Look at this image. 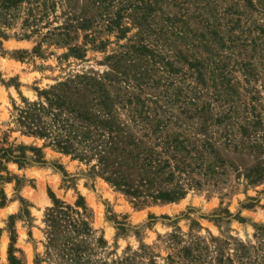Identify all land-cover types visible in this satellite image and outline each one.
Returning a JSON list of instances; mask_svg holds the SVG:
<instances>
[{"label":"rangeland","instance_id":"rangeland-1","mask_svg":"<svg viewBox=\"0 0 264 264\" xmlns=\"http://www.w3.org/2000/svg\"><path fill=\"white\" fill-rule=\"evenodd\" d=\"M89 1L21 0L8 8L0 6V139L38 146L43 158L32 160L33 151L27 149L31 157L27 162L5 161L6 167L0 169L8 176L0 178V264H10L11 245L14 264H68L58 241L49 242L46 213L53 205L49 190L69 204L83 196L84 218L90 226L85 243L92 258L109 264L127 256L140 264H264V179L249 182L243 175L253 163L251 155L213 142L232 165L218 186L191 187L171 201L139 200L91 172L84 161L23 133L16 121L17 108L38 99L40 90L77 72L97 75L109 70L108 56L138 43L140 36L150 47L158 44L160 53L162 40L166 53L181 50L201 59L215 50V56L227 54L231 49L218 48L209 29L215 25L226 37L243 9L242 19L234 23L237 32L251 21L264 22L263 1L253 0L252 6L245 0H189L183 16L179 0H157L149 26L141 28L131 7L120 10L128 2L112 0L110 15L114 18L113 13L121 11L118 24L123 33L117 26L108 27L98 7L85 9ZM80 16L91 17L94 24L87 29L69 25ZM169 17L174 19V33L162 34L161 24ZM73 46L82 49L81 57L70 52ZM154 94L149 86L142 92ZM149 104L161 112L165 100L159 95ZM184 122L172 121L169 128L180 129Z\"/></svg>","mask_w":264,"mask_h":264},{"label":"trees","instance_id":"trees-1","mask_svg":"<svg viewBox=\"0 0 264 264\" xmlns=\"http://www.w3.org/2000/svg\"><path fill=\"white\" fill-rule=\"evenodd\" d=\"M19 1L0 0V6L8 8ZM111 1L90 0L85 9L98 7L100 16L107 17L108 27L117 26L120 33L125 31L118 24L121 9L131 7L133 20L142 28L149 24L157 5V0H119L128 3L120 6L113 18ZM188 1L179 0L183 16ZM247 4L253 6L254 2L245 0ZM242 11L234 23L242 19ZM94 21L80 16L76 24L69 25L87 29ZM228 21L232 23V17ZM234 23L226 37L215 25L209 29L214 44L231 52L215 56V50L202 59L181 50L166 53L162 40L160 53L158 44L152 42L150 47L140 36L138 43L108 56L112 60L109 70L97 75L77 72L40 90L38 99L27 100L17 108L16 121L23 133L41 137L84 161L91 172L139 200L171 201L191 187L218 186L232 165L215 148L216 141L251 155L253 163L243 175L249 182H258L264 179V22L251 21L241 25L238 32ZM174 29L172 17L161 24L162 34ZM70 52L76 57L83 55L78 46L71 47ZM146 86L153 88L154 96L142 95ZM159 95L165 100L161 112L149 104ZM212 108L217 110L215 114ZM178 119L184 124L180 129H170L172 121ZM27 149L33 151L32 160H43L40 147L15 145L1 138L0 169L6 167L5 161L19 165L27 162L31 158ZM7 177L0 173V178ZM49 194L53 200L46 213L49 242L58 241L68 264H109L92 258L85 243L90 226L84 218L87 207L83 196L69 204L51 190ZM8 253L10 264H14L12 245ZM131 258L112 260L111 264H140Z\"/></svg>","mask_w":264,"mask_h":264}]
</instances>
